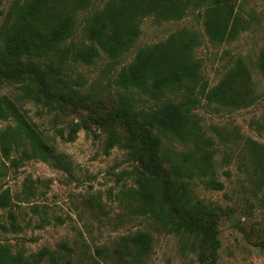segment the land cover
<instances>
[{
	"label": "trees",
	"instance_id": "trees-1",
	"mask_svg": "<svg viewBox=\"0 0 264 264\" xmlns=\"http://www.w3.org/2000/svg\"><path fill=\"white\" fill-rule=\"evenodd\" d=\"M90 4L91 0L8 2L0 23V88L11 86L18 93L0 96V120L12 122L0 130L1 158L14 168L30 160L62 171L69 166L67 156L45 141L20 108L22 101L51 115L54 127L60 124L55 134L65 141L78 130L93 128L104 135V152L117 147L135 164V186L125 191L134 214L153 220L166 233L189 236L197 264H216L219 208L197 198L192 185L199 180L205 188L220 190L222 184L213 177L215 142L204 135L194 111L201 103L223 109L250 106L254 92L245 63L235 60L208 87L194 57L200 39L182 28L137 49L116 72L113 83L121 91L107 103L83 92L79 77H71L69 68L71 63L91 64L100 52L115 61L133 45L145 17L178 21L188 10L201 9L203 33L211 43L234 39L246 22L228 0H106L99 10L86 13L81 39L75 40L77 16ZM258 66L264 76V52ZM212 130L223 137L218 129ZM172 140L187 149L177 152L164 143ZM243 143L257 169L258 202L264 212V146L249 139ZM34 190L33 182L24 180L22 202ZM9 201L8 190L0 192V210L7 209ZM6 217L8 228L0 224V229L20 231L15 213L8 210ZM59 248L68 250L64 244ZM150 251V235L137 231L119 238L109 255L98 249L95 253L111 264H144ZM36 256L56 259L46 249ZM24 263L21 255L0 246V264Z\"/></svg>",
	"mask_w": 264,
	"mask_h": 264
},
{
	"label": "rangeland",
	"instance_id": "rangeland-1",
	"mask_svg": "<svg viewBox=\"0 0 264 264\" xmlns=\"http://www.w3.org/2000/svg\"><path fill=\"white\" fill-rule=\"evenodd\" d=\"M9 1L0 0V23ZM105 1L91 0L89 10L78 14L75 40L81 39L86 13L99 10ZM228 1L246 22L230 41L207 40L201 9L188 10L178 21L145 17L133 45L115 61L100 52L89 65L71 63L69 74L79 77L83 92L107 103L121 91L113 83L116 72L132 60L137 49L161 42L182 28L195 32L200 39L194 57L208 87L215 85L235 60H242L252 81V104L223 109L201 103L194 111L204 135L215 142L213 177L222 188H205L199 180L193 181L192 188L197 198L219 208L216 264H264V212L258 202V174L253 157L243 146L245 139L264 146V76L258 66V57L264 52V0ZM17 93L11 86L0 88V96L11 98ZM19 106L45 141L67 156L69 166L62 171L30 160L14 168L0 155V171L2 165L7 168L0 175V192L7 189L10 196L8 208L0 210V224L8 228L9 210L15 213L20 226L17 232L0 229V246L11 255H21L24 264H111L95 250L109 255L119 238L141 231L151 237V251L144 264H197L189 236L166 233L153 220L131 210L125 191L135 186V164L123 150L113 147L104 152V135L93 128L89 132L78 130L71 141H65L54 132L60 124L54 127L44 109L29 101ZM11 124L9 119L0 120V130ZM213 128L223 137H216ZM164 143L177 152L187 149L177 141ZM24 180L32 181L35 190L22 202ZM32 206L36 210H31ZM62 244L68 250L60 249ZM41 249L53 252L55 261L39 259L36 254Z\"/></svg>",
	"mask_w": 264,
	"mask_h": 264
}]
</instances>
